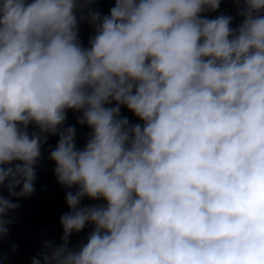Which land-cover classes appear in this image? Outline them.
<instances>
[{"label": "clouds", "instance_id": "9594fccd", "mask_svg": "<svg viewBox=\"0 0 264 264\" xmlns=\"http://www.w3.org/2000/svg\"><path fill=\"white\" fill-rule=\"evenodd\" d=\"M225 2L0 0V264L45 153L30 264H264V0Z\"/></svg>", "mask_w": 264, "mask_h": 264}, {"label": "water", "instance_id": "95a60500", "mask_svg": "<svg viewBox=\"0 0 264 264\" xmlns=\"http://www.w3.org/2000/svg\"><path fill=\"white\" fill-rule=\"evenodd\" d=\"M109 4L107 2L100 5L106 13ZM221 11L226 14H232L233 5L230 2L222 3ZM239 21L237 20L236 23ZM89 29L82 26L81 36L84 42H87ZM130 115V114H129ZM69 123H74L73 114L68 115ZM87 129H78V137ZM55 138L50 140L55 144ZM80 139V143H82ZM42 161V167L38 171V180L36 182V192L31 198L19 201L22 207L14 215L18 222L11 228L10 237L4 241V252L8 253L9 241L15 242L19 246L17 254L12 255L7 264H30V257L34 255L41 247L44 239H54L59 242L62 229L59 225L60 215L67 211L64 201V190L56 183L52 173L53 165L46 159ZM46 187V191L41 189ZM80 237H74V240Z\"/></svg>", "mask_w": 264, "mask_h": 264}]
</instances>
